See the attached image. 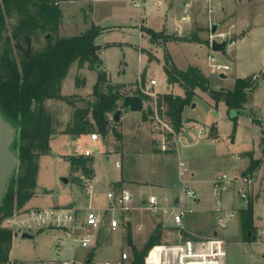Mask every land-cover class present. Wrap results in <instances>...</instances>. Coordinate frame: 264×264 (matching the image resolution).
I'll list each match as a JSON object with an SVG mask.
<instances>
[{"label": "rangeland", "instance_id": "374dc122", "mask_svg": "<svg viewBox=\"0 0 264 264\" xmlns=\"http://www.w3.org/2000/svg\"><path fill=\"white\" fill-rule=\"evenodd\" d=\"M130 2L128 0L116 2L107 0H81L75 2L74 0H67L61 4L63 14L57 30L58 36L78 35L86 31L93 23L114 25L112 29H103V33L97 38V42L103 46L99 50L101 64L104 66L101 70H107L111 79L109 80L110 82L131 81L136 83L139 72L138 46L144 44L148 48L152 47L145 35H142L141 38L139 36V11L141 10ZM234 2H236L240 10L244 11L242 17H235V22L233 21L235 24L246 19L243 22L244 24L247 21L253 24L252 21L254 20V23H258V25L251 30V33L249 32L244 42L239 41V44L236 45L234 56L237 58L238 64L232 63V55H228L231 57L230 61H228L225 59L226 54L213 52L221 63L229 64V68L219 71L206 67L203 70L209 76L212 86L215 88L222 84H228L227 86L233 87L236 76L244 77L247 75L256 78L257 88L248 94V101L238 116V124L234 134L232 132L233 122L230 117L237 114L236 110L228 109L223 102H220L218 107H212L213 110L208 108V104L203 102L205 101V96L208 101L212 102L207 94L201 97L202 101L200 100L195 108L188 105L189 114L198 119L199 122H192V119L188 122L187 130L190 133L191 141L196 140L197 144L194 147H185L184 153L186 151L191 154L195 153L193 157L195 158L196 167L208 181L204 193L213 198H216L217 195L212 191L213 185L209 179H213L223 173H227L232 177L243 174L253 177L254 180L250 186L235 183L229 191L222 193V198L231 204L232 209L234 207H247L253 203L256 216L253 218L252 228L246 231L242 230L240 213L239 219H233L235 227H229L226 231L227 222L222 229L220 228L219 230L218 227V235L224 240L228 264H264V0H234ZM176 6L180 7L181 2L176 3ZM183 7L185 6L182 5V9ZM144 13L145 10H143ZM216 14L218 15L219 13L217 12ZM14 23L15 18L8 17L7 30L4 32V36L11 34V25ZM221 23L224 24L222 26L224 30L219 29L218 33H224V38L228 41L241 35L240 32L236 33V30L229 31L231 24L225 23V19ZM205 31L204 35L197 36L198 38L193 41L209 45L211 35L209 25L205 26ZM177 37L182 38L179 35ZM185 37L189 38L190 36L187 35L183 38ZM46 38L47 36L42 34L38 35V39L35 38L32 41L33 47L37 49L43 46ZM113 42V45L105 47ZM1 46L2 41L0 40V53ZM230 50L231 46H228L227 52L229 53ZM146 52H152L153 54V51L149 49H146ZM159 57L160 61L157 59L152 60L151 67L147 70L151 76L159 80V86L163 88L165 86V77L162 72L164 59L161 56ZM145 62V58L142 56L140 60L142 68L145 67ZM221 72L227 74V80L219 76ZM98 77L99 71H97L95 65L90 66L85 63L83 67H79L78 63L75 62L70 66L68 74L62 82L61 93L79 96L81 99L76 97H73V99L77 101V105L81 106L83 104L82 98H89ZM146 77V83H150L149 80L153 77ZM145 86L156 94L154 87L150 88L147 84ZM152 97L157 98L156 95ZM45 104L53 115L55 130L49 140L50 151L42 154L39 159L36 192L27 202V206L23 207V210L35 207H75L72 201L80 200L81 198L82 204H86V200L82 197L84 182L79 184L74 180V176L78 175V173L73 171L68 159L73 154L74 147L77 144L93 150V156L97 160V170L99 172L113 171L116 174L118 172L115 165L117 156L110 155L111 157L108 158V150L115 148L121 150L159 148L164 152L175 151L177 139L181 138V135L178 137V132L169 131L156 118L154 107L157 106H155L154 101H148L146 105L144 104L146 108L144 112L148 118L146 123L149 130L142 131V128H140V131H136V126H139L137 124V122H140L138 121L139 119H127L126 124L133 126L135 128L133 131L127 130L120 137L117 133L119 128H114L112 125V131L107 135V139L104 140L103 136H100L96 141L91 139L90 133L74 136L62 131L71 120L72 105L57 98L47 99ZM213 111H216L218 116L213 114ZM159 117L166 121L164 116L159 115ZM142 121L144 120L142 119ZM212 122H216L218 125L219 135L214 136V138L211 136L210 140H206L207 137L210 138L208 133ZM140 126L143 127L142 125ZM203 127L206 128L204 132L202 131ZM20 138H18V149ZM248 153H252L256 160L254 170L248 168L251 160ZM126 158L125 169L128 165L131 167L133 174L136 177H141L142 181L157 182L163 167L162 157H157L156 159L151 155H145L144 157H129L128 155ZM64 177L69 179L68 183L63 181ZM240 187L248 191L249 201L247 203L239 195L238 189ZM76 210L79 223L85 219L87 207L78 206ZM207 221L211 225L215 223L212 217L208 218ZM105 229H107L106 219L101 228L92 230L95 243L88 247L75 244L74 235L80 236L82 232L79 228L68 231L51 226L44 227L31 231V233H36L34 239H22L21 235L16 233L12 240L10 259L12 261L17 260V264H63L65 260H73L72 264H88L86 263L88 259L92 260L90 264H104L105 262H110V264L128 263L132 256L131 248L126 241L127 233H122V230L105 232ZM185 229L188 228L185 227ZM134 235H137L136 231H134ZM211 235L213 234L189 232L187 237L205 240ZM133 237L134 243L140 247L146 241L142 236L141 238ZM164 249L167 250L168 248L160 247L158 252L150 259L149 264H172L175 251L163 258L160 252ZM125 251L128 253V258L122 260L121 255ZM164 252L167 251L164 250Z\"/></svg>", "mask_w": 264, "mask_h": 264}, {"label": "trees", "instance_id": "16d2710c", "mask_svg": "<svg viewBox=\"0 0 264 264\" xmlns=\"http://www.w3.org/2000/svg\"><path fill=\"white\" fill-rule=\"evenodd\" d=\"M64 1L67 0H0V111L18 129L19 136L12 148L17 150L20 156L19 169L10 178L0 205V264L18 263L17 260L10 259L15 233L2 226V222L23 209L34 196L40 156L50 151L49 140L55 125L45 101L57 98L73 106L71 120L63 129L64 133L81 136L97 131L99 135L106 137L111 126L115 125L110 115L120 107L123 98L131 93L126 84L111 83L104 70L99 71L91 95L87 99L82 98L81 106L73 99H79V96L61 93L62 82L73 63L77 62L79 67H83L85 63L95 67L101 64V45L97 38L105 29L93 24L78 35L58 36L57 30L63 14L61 4ZM8 17L15 18V23L11 25V34L4 36ZM147 32L155 44H165L174 38L189 41L198 38L196 34L189 38H177L152 29H147ZM47 33L51 36L46 38L45 44L34 48L33 39H38L41 34L46 36ZM164 70L168 82L178 83L184 90L183 96L164 93L160 94L157 100L159 114L165 117L174 131H181L184 109L191 105L198 96V91H201L209 94L215 101V107L223 102L228 109L237 111L235 116L230 117L233 122L232 132H236L237 119L245 108L248 94L257 88L256 78L239 77L236 78L232 89L215 88L201 68L190 65L187 69H180L168 55H165ZM135 92L144 100L148 99V95L140 90ZM99 113L104 114L103 124L100 123ZM210 129L211 136H217L216 127L211 126ZM19 137L21 138L18 149ZM248 156L251 158L248 168L254 170L256 160L252 153H248ZM68 159L74 172L82 171L87 176L94 175L93 157L70 155ZM74 180L82 183L77 175ZM112 184L117 188L122 181ZM240 211L241 227L246 231L253 226V203ZM186 235L187 232L184 231V236L187 237ZM162 238V227L157 225L140 247L133 242L129 230L126 241L131 248L132 258L128 263L121 264H145L150 255L149 262L161 247L157 245L164 243Z\"/></svg>", "mask_w": 264, "mask_h": 264}, {"label": "crops", "instance_id": "0c3cea01", "mask_svg": "<svg viewBox=\"0 0 264 264\" xmlns=\"http://www.w3.org/2000/svg\"><path fill=\"white\" fill-rule=\"evenodd\" d=\"M74 1L77 2L81 0H74ZM92 1H101V0H92ZM107 1L116 2V1H123V0H107ZM128 1L130 2V0ZM149 1L151 2L149 3ZM225 1L226 0H222L221 2H218L215 0L213 2L215 6V11L212 14L208 13L203 0H146V2H144V4L141 7L135 6L141 10L139 11V36L141 38L142 35H145L148 38L149 43L152 45V47L150 48H148V46L144 44L142 45L140 44V46H138L139 47L138 48L139 72H138L137 78L139 77L142 78L143 76L142 79H143L144 84H147L148 86H150V88L154 87L157 98L155 99L152 96L148 95L147 100L143 99L144 103H143V109L141 111H131L129 109L123 110V114H122L120 121L118 123H114L115 125L112 126L114 128L116 127L117 129L119 128L117 130V133L120 135V137H122L125 134V132H127V130L133 131L135 129L133 126H129L126 124L127 119L129 120L130 119L134 120L136 118L139 119L138 121L140 122H137L139 126H136V131H140L139 130L140 128H142V131L149 130L148 124L146 123L147 121L146 119L148 118H145L146 114L144 112V110L146 109L144 107V104L146 105L148 101H152V102L154 101L155 106H157L156 104H157V100L160 94L172 93L174 95H181V96L184 95V90L178 83L170 84L168 82L167 75L164 70L165 55H168L170 59L174 62V64L180 69H187L190 65L198 66L202 70L203 68L211 67L210 62H209V56L212 55L214 51H212L210 44L205 45L203 42H196V41H189V40H179L178 41V39H175V38L167 41L165 44H155L151 41L149 34L147 32V29H152L155 32H165L166 34L170 36L177 37L179 35V36H182V38L187 35L192 37L193 34H196L197 36L200 37V35L202 36L206 32L205 26L209 25L211 29V24L213 22L219 23L220 24L219 29L224 30V28H222L224 24H222L221 22L222 20L224 21L225 19V23L231 24L229 31L236 30V33H239V32L241 33V35H239V37L236 39H232V36H231L232 40L229 41L227 45V47L231 46V50L228 53L227 47H226V53H224L226 54L225 55L226 60L230 61V58H231L230 56L232 55V60H231L232 63L235 65L238 64V60L234 56L236 52L235 47L237 44H239V41L244 42V39L247 38L249 32L251 33V30H253V28H255L256 25H258V23H254V20H253L252 21L253 24H251V22L249 21H247V23L244 24L243 22H245L246 19H243L242 22H238L235 24L234 23L235 17L237 16L242 17L244 11L240 10V8L237 7V4L236 2H234V0H227L226 2ZM178 2H181L180 7L176 6V3ZM187 2H191L192 7L189 9L187 13H185L184 7L182 9V5L185 6ZM143 10H145L144 14H143ZM217 12L219 13L218 15L216 14ZM93 24H96V23H93ZM98 25L104 27L105 29L114 28L113 27L114 25H103L101 23H99ZM113 44L114 42L112 44H107L105 47L109 45H113ZM101 47L103 46L101 45ZM142 48L144 49L143 51H142ZM146 49L153 51V54L152 52L151 53L146 52ZM214 53H217V52H214ZM142 56H144L145 61H146L145 67L143 68L140 65V60ZM159 56L163 57L164 59V62L162 64V72L165 77V86L163 88L159 86V80L156 77L151 76L147 70L148 68L151 67L152 60L157 59L160 61ZM101 65L103 68L104 67L103 64ZM105 72L107 73L108 80H111L109 78V74L107 70ZM146 76L153 77L151 79H155L156 84L152 85L150 83H146V80H147ZM248 76L250 75L244 76L242 78H245ZM227 77L228 76L226 74V77H225L226 80L228 79ZM236 78H239V77L236 76ZM130 82H120V81L113 82L112 81L111 83H124L131 89L130 94H138L135 92L139 90L137 88L138 80L136 81V83L135 82L130 83ZM227 85L228 84H222L216 88H221V87L226 88V89L233 88ZM205 94L209 96L208 93L198 91V96L196 97L197 100L196 101L194 100V102L198 104V102H200L201 100V97H204ZM210 99L212 100V102L208 101L205 96V101L203 102L207 103L208 108L212 109V107L215 106V101L211 97ZM157 107H154V112L157 109ZM131 113H134V114H131ZM183 118H184L183 127L181 131L178 132V137L181 135V138L179 137V139H177L178 141L176 143L175 151L170 150V151L164 152L160 150L159 148L146 149V150H142V149L121 150V149H116V148L110 149L107 151L108 158L111 157L110 155L117 156L115 165H116V169L118 172L116 174L113 171L99 172L97 170V160L93 156V169H94L93 176L95 177L94 194L92 198L88 197V195L85 192V189L83 188L84 191L82 190L83 191L82 197L86 200V204L85 205L82 204V198H81L80 200L76 199L72 201L73 205H75L76 207L93 206V207H97L98 209H102L107 205L106 192L109 188L113 187L112 182L122 181V184L117 186V188L118 189L127 188L132 192L134 196L133 203H134L135 209L132 212L131 220L127 223V225H124L119 230H122V233L123 232L127 233L130 230L132 234V239L134 238L133 236L139 237V238H141L142 236L143 238L147 239L150 233L155 229L157 225H161L162 230H163L162 239L164 243L161 245H157L161 247L175 246V245L180 244L183 240L189 238V237L184 236V231L187 232V234L189 232H196V233L207 234V235L212 233L214 235L215 231L219 233L220 228L221 229L223 228L222 226H220V224L218 223L216 219L217 209L220 207L222 209H225L226 211H230L235 214L233 218H229L227 220L228 226L226 227V231H227V228L229 227L234 228L235 222L233 223V219H239V214L241 212L240 210H242L245 207H241V208L234 207V209H232L231 204L222 198V195H223L222 193L217 194L214 190H212L217 195L216 198H213L209 196L208 194L204 193V190L206 189V184L208 183V181L205 176H202L200 174L198 167H196V163L194 160L195 158L193 157L195 153L191 154L189 152L187 153V151L186 153H184L185 147L190 148L192 146L194 147L197 144L196 140L191 141L190 133H188L187 128H188V122L191 119H192L191 120L192 122L198 121V119L194 118L193 116H191V114H189L187 106L184 109ZM142 119L144 121H142ZM140 125H142L143 127H141ZM211 126L216 127V130H217L216 134L219 135V128L216 122H212L210 124V128ZM111 131L112 129L110 128V132L108 134H110ZM180 132H182V134H180ZM208 135H210V138L207 137L206 140L211 139V135H212L211 129L209 130ZM212 137L214 138V136ZM103 138L104 140H106L107 136L106 137L103 136ZM128 155L129 157L130 156L144 157L145 155H148V156L151 155V156H154L156 159L157 157L158 158L162 157L163 167H162V171H161L160 176L158 177L157 182H154V181L149 182L147 180L142 181V179H140L141 177H136L133 174L131 167H129L128 165L125 169V158L128 157ZM180 161H183L190 170V173L187 176L188 186L196 191L197 196H198L196 200L195 199L193 200L191 199V197L189 198L188 196L184 195V187L180 181L179 173H178ZM215 178L209 179L212 185H213V180ZM234 184L235 183L232 184L231 188L234 186ZM149 190L151 191L149 192ZM35 192H36V188H35ZM151 195H155L158 198V201L160 202V204L162 205V211L159 214H151L144 207V203L147 201V198ZM177 199H178V202L180 201V199H183L184 202L189 207L192 208V211H190L185 217V227L188 228V229L184 228L185 230H182L179 226L176 225L173 219V215L171 213V209L176 204H178V202H176ZM26 206H27V203L25 207ZM165 209H167L168 211H165ZM255 216L256 215L254 213V218ZM210 217H212L215 220V223L212 225L209 224V222L207 221L208 218ZM218 227H219V230H218ZM134 231L137 232V235H134ZM105 232H109L108 224H107V229H105ZM140 241L142 242V240ZM169 254L170 253L168 252V255ZM226 262H227V255H226Z\"/></svg>", "mask_w": 264, "mask_h": 264}, {"label": "built area", "instance_id": "2783aa9c", "mask_svg": "<svg viewBox=\"0 0 264 264\" xmlns=\"http://www.w3.org/2000/svg\"><path fill=\"white\" fill-rule=\"evenodd\" d=\"M134 6L141 7L146 0H130ZM215 0H203L205 3L208 13L212 14L215 11L214 2ZM221 2L222 0H216ZM192 7L191 2H187L184 7V12L187 13ZM224 33H216L215 35H210V45L213 38L221 41L225 40ZM218 37V38H217ZM210 66L213 70L224 71L229 68V65L223 64L213 53L209 56ZM150 84H156L155 79L150 80ZM138 89L149 96H155L149 88H146L141 77L138 78ZM145 87V88H144ZM156 118L169 130L174 132L172 126L167 122L163 121L159 115L157 109L155 110ZM206 128H202L204 132ZM90 137L93 141L100 138L97 132L91 133ZM72 155L79 156L83 155L85 157H93V150L88 147H84L81 144H77L74 147V152ZM78 177L81 182H84L83 187L85 189L88 197L92 198L95 188V177L87 176L82 171H78ZM179 178L184 187V195L191 197L193 200L198 197L194 189L188 186L187 176L190 173L187 165L180 161L179 163ZM253 177L248 175H241L232 177L226 173L218 175L213 180V190L217 194H221L224 191L231 189L233 183H240L250 186L253 183ZM240 197L247 203L249 201V194L243 187L238 189ZM107 205L98 209L97 207L88 206L85 219L78 223L77 210L75 207H35L30 209H20L14 213L13 216L6 218L2 222V226L10 228L15 234L21 235L22 232H29L33 230H39L44 227H53L60 230L66 229H77L79 228L82 232L80 236L74 235L75 244L81 245L82 247H88L95 243L92 230L101 228L105 219L108 224V231H117L131 220L132 212L135 209L133 200L134 196L132 192L127 188H114L111 187L106 192ZM145 209L151 214H159L162 211V205L158 201L155 195H151L147 198L144 203ZM165 211H168L165 209ZM192 211L183 199H180L178 204H176L172 209L171 213L173 215L174 222L182 230L185 228V217ZM234 213L226 211L221 207L217 209L216 219L220 226H225L229 218L234 217ZM35 234V233H34ZM166 248L165 246H163ZM168 249H164L169 253H173L174 260L172 264H227L225 261L226 250L225 243L219 235H211L209 238L196 239L187 238L183 240L180 244L175 246H169ZM163 250V251H164ZM160 252L163 258H166L168 252ZM166 253V254H165ZM150 256V255H149ZM146 258V263L149 264L148 258ZM122 260L128 258V253L125 251L121 255ZM73 260H65L63 264H72ZM104 264H110V262H105Z\"/></svg>", "mask_w": 264, "mask_h": 264}, {"label": "water", "instance_id": "95a60500", "mask_svg": "<svg viewBox=\"0 0 264 264\" xmlns=\"http://www.w3.org/2000/svg\"><path fill=\"white\" fill-rule=\"evenodd\" d=\"M220 27V24L213 22L211 24V34L215 35ZM47 38L50 37V34L47 33ZM228 40H217L215 38L211 41V49L217 53H226V47L228 45ZM96 69L100 71L102 69L101 64L96 65ZM221 78H225L226 74L221 72L219 74ZM144 100L139 94H130L123 98L120 108L115 109L111 114V119L114 123H118L122 117L123 110L129 109L131 111H141L143 109ZM192 108H195L196 102L191 103ZM213 114L218 116L216 111H213ZM100 123L104 122V114L99 113ZM19 136L18 129L8 121L0 111V205L2 204L4 195L7 191L8 183L12 175L18 171L20 166V156L19 152L15 151L12 148L16 137ZM63 181L68 183L69 179L64 177ZM178 202V199L176 200ZM218 232H214V236H217ZM36 235L34 233L22 232V239H34ZM91 259H88L86 263L90 264Z\"/></svg>", "mask_w": 264, "mask_h": 264}]
</instances>
